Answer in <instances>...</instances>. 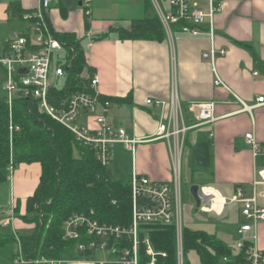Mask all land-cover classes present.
Masks as SVG:
<instances>
[{"label":"crops","instance_id":"1","mask_svg":"<svg viewBox=\"0 0 264 264\" xmlns=\"http://www.w3.org/2000/svg\"><path fill=\"white\" fill-rule=\"evenodd\" d=\"M14 1L0 0V28H5V23L12 20L7 9ZM19 1L24 10L34 11L38 6V0ZM71 1L69 3L74 8L58 0L49 12V19L57 33L76 32L82 36L86 16L78 4L75 6ZM150 3V0H93L85 41L89 35L96 37L109 33V38L95 41L92 48L85 49L87 67L93 76L99 77L98 91L103 98L119 100L112 104L110 122L125 128L130 138L153 136L163 110L147 106L146 101L168 102L174 82L190 120L193 115L188 108L192 103L216 102V122L191 130L187 138V144L193 149L194 164L202 170L198 177L205 184L200 191L205 187L214 188L226 200L233 197L237 187L249 192L256 170L264 167V156L254 157L245 142V135L254 132L264 148V105L259 106L257 101L264 97V0H225V12L218 16L216 22L218 38L215 47L226 50L225 56L216 59L217 71L246 108L232 93L214 86L211 64L202 58V54L211 47L206 26L198 37L176 33L175 63L167 38L163 42L118 38L115 29H129L132 21L147 18L155 12ZM61 7L66 9L65 19L61 15ZM8 39L4 37L1 53ZM82 121L89 120L84 117ZM203 142L208 143L210 149L211 166L208 169L198 166L194 153ZM138 156L139 168L136 166V169L140 175L156 183L171 179L170 152L165 142L154 141L139 146ZM41 172L39 163L21 164L14 170L7 180L11 182V210L0 212V222L10 220L17 205L21 215H25L26 202L34 195ZM229 204H224L221 212L212 209L205 214L223 216ZM237 204L240 226L244 218L240 213L242 205ZM8 224L12 228L11 233L16 230L19 237V229L34 228L16 217ZM238 228L233 232L237 237ZM257 235V246L264 251V223L259 226Z\"/></svg>","mask_w":264,"mask_h":264},{"label":"built area","instance_id":"2","mask_svg":"<svg viewBox=\"0 0 264 264\" xmlns=\"http://www.w3.org/2000/svg\"><path fill=\"white\" fill-rule=\"evenodd\" d=\"M81 3L86 16L91 15L93 0H74ZM160 19L164 33L172 48V61L175 63L176 33L198 37L206 26L211 47L202 54V58L211 64L214 74V86L231 92L221 79L216 67L218 56H225V49H216L218 38L217 18L225 12V0H150ZM166 4V8L161 5ZM58 0H38L37 8L23 16L27 22L24 32L14 34L5 44L0 57V69L4 73L0 97L6 102L10 112V132L20 131L13 124L12 113L16 103L28 102V112L32 108L69 130L80 146L94 153L101 166L109 168L113 161V149L123 145L132 155V219L127 226L102 222L94 210L71 215L63 224V238L74 242V252L80 259H38L30 260L24 256L20 237L13 230L18 247L13 258L14 264H159L166 253L157 252L148 237L152 226H172L175 231L177 264H185L184 230L182 222V161L191 130L207 123L216 122V102L192 103L188 112L190 120L182 106L176 83L172 85L168 102L149 99L146 105L162 108V116L153 136L130 138L126 129L114 125L109 120L112 103L103 98L98 91L99 77L91 76L85 90L67 93L70 52L57 38L49 12ZM86 50L93 47V35L87 36ZM64 92V93H63ZM233 94V93H232ZM234 95V94H233ZM234 97L244 105L236 95ZM258 105H264V97L257 99ZM88 118V122L82 118ZM194 122V123H193ZM154 141H163L170 152L172 176L169 181L156 183L137 172L135 158L138 147ZM246 145L254 157L264 156V148L254 132L245 135ZM14 168L10 167V173ZM202 192L205 205L199 207L203 213L213 209L214 196ZM140 200L147 201L141 205ZM240 203L244 222L237 233L238 251H245L251 264H264V251L257 246L258 228L264 223V167L256 170L250 184V191L237 187L235 194L225 203ZM209 205V207L207 206ZM14 215L11 216L13 221ZM9 220V221H10ZM6 221L4 225H8ZM97 252H108L110 258L103 261L89 260ZM224 261H228L224 258Z\"/></svg>","mask_w":264,"mask_h":264},{"label":"trees","instance_id":"3","mask_svg":"<svg viewBox=\"0 0 264 264\" xmlns=\"http://www.w3.org/2000/svg\"><path fill=\"white\" fill-rule=\"evenodd\" d=\"M7 12L12 19H22L32 10H24L16 0L9 4ZM60 12L64 19L67 18L66 9L61 7ZM89 27L86 16L82 36L76 32L57 35L66 48L72 49L64 92L82 91L89 84L92 72L87 67L84 48ZM115 32L120 40L163 42L166 39L155 12L147 18L132 21L129 29L119 28ZM106 38H109V33L96 36L94 40ZM105 99L112 104L119 101ZM28 109V102L15 104L12 120L20 131L11 135L9 108L0 97V184L9 179L11 166L16 170L21 164L39 163L42 168L40 182L34 195L26 202L25 215H21L19 205L15 208L18 219L34 226L31 235L19 238L24 256L33 261L74 258V242L63 238L64 222L73 214L94 210L102 222L129 225L132 219L131 181L113 178L111 170L101 166L94 153L80 146L69 130L39 114L34 107L32 113ZM148 237L157 252L166 253L159 264H177L172 226H152ZM10 243H17L15 235L0 233V249ZM192 252L198 255L201 264H251L245 251H232L215 235L185 229V264H190L186 258Z\"/></svg>","mask_w":264,"mask_h":264},{"label":"rangeland","instance_id":"4","mask_svg":"<svg viewBox=\"0 0 264 264\" xmlns=\"http://www.w3.org/2000/svg\"><path fill=\"white\" fill-rule=\"evenodd\" d=\"M68 7L74 8L69 2L70 0H62ZM74 1V0H72ZM71 1V2H72ZM73 3V2H72ZM75 6L77 4L74 1ZM161 5L166 8V4L161 2ZM5 28H0V45L4 40V37H12L14 34H20L25 31L27 22L23 19L14 18L11 21L5 23ZM88 41H85V45ZM2 53L0 51V57ZM4 81V73L0 69V95L2 92ZM190 135V134H189ZM188 135V137H189ZM188 140V139H187ZM114 158L109 166V170L113 172V178L115 179H124L127 180L130 178L133 169V158L130 153H127L125 149L121 145H117L113 149ZM191 160V161H190ZM193 160V161H192ZM188 161L191 162L188 164ZM136 166L139 168V156L137 150V158H136ZM202 172V170L198 169L194 164L193 159V149L189 144H186L184 153H183V161H182V222L183 227L185 229H189L192 231H204L209 234H213L220 239L225 240V242L229 245L232 251L237 252V241L238 238L233 232L234 229L239 227L240 217L238 214L237 203H231L228 205L227 210L223 216H216L214 214H205L199 210L196 205L195 199L191 192V187L194 185H198L200 188L203 184L198 177V173ZM11 182L6 181L5 183L0 184V212H9L11 210ZM202 205H205L202 203ZM209 207V205H207ZM16 216L15 210L11 213ZM1 216V215H0ZM11 219V217L9 218ZM9 221V220H7ZM6 221V223H7ZM5 221L0 222V233L2 234H10L11 226L4 225ZM262 224V223H261ZM260 224V225H261ZM232 232V235L229 233ZM33 233V230L29 229H19L18 234L20 236H29ZM234 235V236H233ZM18 247V242L16 244L10 243L3 246L0 249V264H14L13 258L15 256L16 250ZM72 255L75 259H80L79 255L72 252ZM110 258V253L108 252H97L95 255L89 257V260L103 261ZM70 259V258H68ZM186 260L190 264H201L198 255L194 252L190 253Z\"/></svg>","mask_w":264,"mask_h":264},{"label":"water","instance_id":"5","mask_svg":"<svg viewBox=\"0 0 264 264\" xmlns=\"http://www.w3.org/2000/svg\"><path fill=\"white\" fill-rule=\"evenodd\" d=\"M81 7V3L78 4ZM195 157L197 164L200 168L208 169L211 166V155L209 145L206 142L200 143L195 151ZM192 195L195 199L196 205L199 208L202 203H205V196L202 192H200V187L198 185H194L191 187ZM141 205L147 204V201L140 200Z\"/></svg>","mask_w":264,"mask_h":264},{"label":"bare ground","instance_id":"6","mask_svg":"<svg viewBox=\"0 0 264 264\" xmlns=\"http://www.w3.org/2000/svg\"><path fill=\"white\" fill-rule=\"evenodd\" d=\"M204 192L209 193L210 196H214L213 209L217 212H221L225 203L223 196L216 189L211 187H205Z\"/></svg>","mask_w":264,"mask_h":264}]
</instances>
